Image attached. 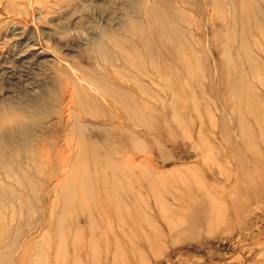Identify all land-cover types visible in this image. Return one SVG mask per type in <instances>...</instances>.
Instances as JSON below:
<instances>
[{"label":"rangeland","instance_id":"obj_1","mask_svg":"<svg viewBox=\"0 0 264 264\" xmlns=\"http://www.w3.org/2000/svg\"><path fill=\"white\" fill-rule=\"evenodd\" d=\"M209 5L210 0H0V142L7 150L17 141L52 140L58 122L66 124L63 100L73 92L75 102L105 116L88 123L102 156L114 163L129 154L159 176L152 186L138 170L130 177L133 215L123 221L136 225L118 237L122 220L109 219L114 193L105 197L99 189L113 179L125 183L101 160L95 170L110 178L92 174L88 190L94 192L78 222L73 224L76 200L65 194L56 201L58 209L68 208L56 214L68 220L62 246L53 231L47 233L36 179V191L16 210L22 223L11 220L14 209L2 208L13 230L4 239L18 230L21 247L35 227L37 242L41 233L52 235V250L63 251L58 260L44 253L20 264H264V36L247 29L213 31ZM10 112L23 120L22 129L3 125ZM78 181L72 183L78 187Z\"/></svg>","mask_w":264,"mask_h":264},{"label":"bare ground","instance_id":"obj_2","mask_svg":"<svg viewBox=\"0 0 264 264\" xmlns=\"http://www.w3.org/2000/svg\"><path fill=\"white\" fill-rule=\"evenodd\" d=\"M157 4H159V3H157ZM181 4H182V2H181ZM155 6L157 7V5H155ZM201 7H203V6L201 5ZM209 8L211 9V11L208 12L209 25H210V28L213 31L216 30L218 32L219 31L226 32V30H231V29L232 30L238 29L240 31H241V29H247L249 31H254V32L258 33L259 36L260 35L264 36V0H210ZM160 9L161 8H159V10ZM164 10H166V8ZM144 11L146 12V10H144ZM155 14L157 15V13H155ZM163 14H165V13H163ZM187 15H189V14H187ZM147 16H148V14H147ZM151 16L152 15H150V17ZM202 22H203V20H202ZM198 25H196L197 26V30L199 32L200 31L202 32L204 29L201 28V24L199 25V27H198ZM141 26H142V24H141ZM154 31H155V29L153 30V32ZM249 31H248V33H249ZM146 33H148V32H146ZM229 34H230V31H229ZM223 35H224V33H223ZM141 37H142V35H141ZM134 38H135V36H134ZM251 39H253V38H251ZM225 41H227V40H225ZM225 44H226V42H225ZM242 44H244V43H242ZM256 45H257V43H256ZM241 46L244 47V45H241ZM148 53H149V51H148ZM160 56H161V54H160ZM202 56H203V54H202ZM245 57H246V62H248V67L252 68L251 60H249L247 58L248 57L247 54H246ZM202 58H204V57H202ZM103 59H105V58H103ZM157 60H158V58H157ZM161 60L163 61L162 58H161ZM168 66H169V63H168ZM173 68H175V67H173ZM241 77H243V75ZM143 79H145V78H143ZM250 81H251V79H250ZM145 86H146V84H145ZM114 87H116V86H114ZM111 90L113 91V89H111ZM249 91H252V90H249ZM70 93H73V92H70ZM70 93H69V98L67 100H66V98L64 100L62 99L63 100V104H64L62 106V115H63L62 117L64 118L65 117L64 115L67 116V119L64 122L66 124L63 125L61 123L62 121L58 122L59 125L56 128L57 133H56L55 136L52 137V140L50 139L49 141H45V142L42 141L41 143H40V141L35 142V141L31 140V141H28L27 144L17 141L15 143V145L16 144L17 145H16L14 150H7V148H8L7 145L2 143V142H0V170L2 172V177H0V197H3L5 195L4 199H6V202H5V200H4V202H2L0 200V264H8L11 261H14L15 264H20L21 260L28 261L32 255L33 256L34 255H43L44 253L47 256L53 254L52 257H55V258L57 257V260H58L59 257H61L60 256L61 255L60 252L63 251V250H60V251L56 252V251L52 250V248L50 247V242L52 241V235H49V237H47V239H46L45 238V234L46 233H43V234L39 233L40 237H41L40 238L41 242H37L36 238L34 239L35 234H36L35 233V231H36L35 227H33L31 230H29L27 232L26 239L24 241L25 243L21 247H20V244H18L19 237L21 236L19 234L18 230H14L15 233H14V235L11 236V238L4 239V237L6 235L10 234V232H12L13 230L9 226V224L7 223V213L4 214L2 212V208L5 207V209H8L10 207V208L14 209V210H11V213H12L10 215L11 216V220L15 221L18 224L22 223L23 219L20 218L18 213H16V210L17 211H22L25 208V205H26L25 203L28 202L26 199L30 196V194H32V193H34V191H36V189H35L36 188L35 187V183H36L35 180L36 179H39L38 180V185H39L40 190H41L40 201L39 202H41V204L43 205V208H44L43 216L45 218L44 217L43 218H44V220L48 219V223L47 222L44 223L45 226H47L46 228H47L48 232L46 230L45 231L48 234L51 231H53L54 232L53 233L54 237L57 236V239L59 238V241H60L59 245H61V246H62V241L60 240V238H61L62 231H63L61 229L65 228V224L67 223L68 220H66V218H64L65 216H63V218L62 217L58 218V217H56V214H59V213L60 214H63V213L66 214L65 212L67 211L68 208L67 207H65V208L63 207V208L58 209L56 207V204H57L56 201L59 198L64 197L65 194H67L69 198H72V199L76 200L77 203L74 205V207L76 208L77 217L75 219L73 218V220H74L73 224H75L76 221L78 222L79 219H80V215L86 213V209H84L85 208V204H86L85 200H89V198H91V193L94 192V191H92V192L89 191L90 189L88 190V184L90 183V182L88 183V181H92L91 180L92 179L91 178L92 174L94 175V178L102 177V179H106L107 180V178L109 177L107 175V172H106V174H104V172H102V171L100 173H98L95 170L96 169L95 167H97V165H99L101 160L106 162L105 166H107V169H110V172H112V173L114 172V175H115V173H116V175L119 174V176L122 177V181L126 184V186H125V184L122 186L121 183H120L121 179L118 178L119 180L113 179L114 180L113 184L104 183L102 186H100V189H99L100 193H102V195H104V196H105V194H109L111 192L114 193V200L112 201L113 203L111 202L112 203L111 206H113V208H112V212L110 214L109 219L110 220L113 219V220H117V221L118 220H122L121 223L118 224L119 225V227H118L119 230L117 232V236L118 237L119 236H124V235L126 236L127 235L126 233L128 231H131V229L136 225V224L135 225L129 224L128 222L126 223V222L123 221V218H128L129 217V219H130V217L133 215V208H132L133 205H132V202L129 201L128 199L130 198V196L134 197L133 194L135 193V191H133L134 188L133 189L131 188V185H133L132 183H130L131 185L127 184L129 182L130 177L134 176L133 173L135 172V170H138V173L141 172V174L143 175L142 178H144L143 180L148 186H152V184L155 183V180H154L155 178L159 179L158 175H154L153 176L152 174H149V172H145L144 170H146V169L144 167H142L141 164H138L136 162H135L136 163L135 164L134 161L129 156V154L128 155L125 154L123 156V158L120 157L119 160H117V162H114L112 160L114 163L110 162V160L108 159V157L111 159L110 156H102L100 154V151L98 150L97 142L93 140V135L90 132L91 129L89 128V124L88 123H90V122L93 123V122H95V120L102 119L105 116L103 117V115L101 113L94 114V113L90 112L84 106H82L81 104L75 102L74 99H73L74 95L71 96ZM250 95H252V94H250ZM109 97H110V94H109ZM131 97H132V95H131ZM258 98H259V96H258ZM122 109H124V108H122ZM124 111H126V110H124ZM10 113L11 114H8V117L6 116L7 118L4 119V122H3L4 124L3 125L8 127V128H10L9 129L10 131L22 129L23 120H21L19 117L15 116V115H13L14 113L13 114H12V112H10ZM261 117H263V116H261ZM119 120H120V118H119ZM102 121H103V123H106V122L110 123L107 119L102 120ZM86 123L88 125H86ZM63 126H64L63 130H61V128ZM95 127H96V125H95ZM21 133H23V132H21ZM58 133L59 134L61 133V138H62L61 140L59 139V134ZM11 135H13V134H11ZM134 137H136V136H134ZM37 139H40V138L38 137ZM127 139L129 140V137ZM34 142H35V144H34ZM81 164H89L92 168L91 169L90 168H88V169L84 168ZM101 165H102V163H101ZM80 167H82V168H80ZM108 172H109V170H108ZM137 175L139 176V174H137ZM74 178L78 179V180L81 179V181H78V182H80L78 184L79 185L78 187L75 186L76 184L74 185V183H72V180H74ZM163 179H164V177H163ZM168 182H170V184H171L170 180ZM83 185L87 186V187L85 188V187H83ZM142 185L143 184H140V182H139L138 186H142ZM154 186L157 187V185H154ZM154 186H153V188H154ZM50 187H52V188H50ZM90 188H91V186H90ZM137 188L140 190L139 187H137ZM159 188L161 190L163 189L161 187H159ZM136 192H138L137 189H136ZM112 195L113 194H111V196ZM136 195H138V194L136 193ZM136 195H135L136 199L138 197H140L139 195H138V197ZM152 198H153V195H152ZM13 199H17L18 200V201H16V202H18L16 205H14L12 203ZM90 200H94V199H90ZM135 203H137V202H135ZM141 203L144 204V207L145 206L148 207V204H146L145 202L144 203L141 202ZM67 204H68V202H67ZM137 204H139V203H137ZM120 206H121V208H120ZM96 207H97V204H95V208ZM29 208L31 209V207H29ZM97 212L99 213L98 214L99 217H101L102 213H100V211H97ZM134 213H135V211H134ZM160 213H161V211H160ZM10 216H9V218H10ZM86 218H87L86 219L87 223L91 222L92 221V214L90 213ZM133 218H135V217H133ZM103 222H104V220H103ZM70 228H71V226L69 227V229ZM76 229L78 230V228H76ZM91 229H94V228H91ZM57 230H59L58 233H57ZM80 234H82V232ZM77 235H79V234H77ZM36 237H37V235H36ZM41 239H43V243H42ZM73 239H74V237H73ZM56 241L58 242V240H56ZM128 241H129V239H128ZM44 245H45V247H44ZM46 246H47V248H46ZM61 246H60V249H62ZM72 249H74V248H72ZM74 252H76V251H73L72 253H74ZM16 253H18V256H16ZM63 254H64V252H63ZM73 256H75V254ZM63 257H65V256H63ZM46 259H48V257ZM72 261L74 262L73 257H72ZM29 262H31V260H29ZM52 262H57V261H56V259H53ZM75 263L76 262H74V264ZM56 264H58V263H56Z\"/></svg>","mask_w":264,"mask_h":264}]
</instances>
